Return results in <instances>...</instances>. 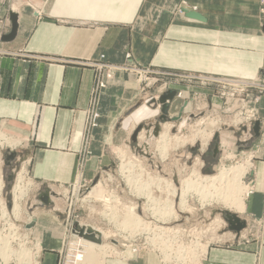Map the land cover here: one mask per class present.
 <instances>
[{"label": "crops", "instance_id": "1", "mask_svg": "<svg viewBox=\"0 0 264 264\" xmlns=\"http://www.w3.org/2000/svg\"><path fill=\"white\" fill-rule=\"evenodd\" d=\"M259 7V0H0V134L18 143L4 148L7 162L12 168L25 166L34 185L26 215L34 221L31 240L40 246L37 264L64 261L71 225L57 209L74 185L91 184L113 169L114 159L101 152V145L149 150L164 127L161 108L149 106L156 97L181 92L170 109L172 125L202 113L233 115L208 88L166 80L142 93L135 77L118 74L101 102L100 127L91 140L93 160L85 173L78 171L94 72L76 62L105 56L122 65L131 57L155 71L264 84ZM192 92L197 99H191ZM250 95L258 97L255 120L230 132L236 145L245 140L244 150L257 152L245 217L255 220L258 232L245 246L237 245L242 237L229 245L212 244L204 264H264V93ZM137 133L143 142L134 139ZM123 251L102 256L99 264H167L153 252L125 258ZM97 253L90 252L84 264Z\"/></svg>", "mask_w": 264, "mask_h": 264}, {"label": "rangeland", "instance_id": "2", "mask_svg": "<svg viewBox=\"0 0 264 264\" xmlns=\"http://www.w3.org/2000/svg\"><path fill=\"white\" fill-rule=\"evenodd\" d=\"M259 5H260V0H259ZM259 8L261 13L262 10L261 6ZM128 58L131 59L130 63H128ZM128 58L127 61L122 65L112 64L108 62L106 58L104 59V61L107 62L106 64L113 65L115 67L116 66L122 67L126 64L130 66V70L121 69L113 72L112 79H108L107 77L109 73L108 71L109 69H105V71L103 72H98L96 69L92 68L94 72V86L91 90L90 100H89L88 108L86 110V118L84 122V136L82 140V146L79 150L78 171H82L85 173V171L88 170L90 162H92L91 160H93L92 158L94 157V152H92L93 149L91 147V140H92V136H95L94 134L100 127V120L102 117L100 113L101 102L107 90L109 89L110 83H112L116 79V76L118 74H125L127 76L135 77L136 82L140 85V91L142 93H145L150 89H153L155 86L164 83V81L166 80H171L172 82L180 85H188L189 83L190 87L200 86L202 88H208L212 92L211 97L216 96L218 99L222 101L223 106L227 107V110L229 112H233V115L230 114L231 116H229V114H226L227 116L224 118H216L218 116L215 117L212 114L202 113V114H198L196 118L186 123L181 122L180 124L172 125L169 115L170 109L174 100L176 98H181L182 94L181 92H178L176 90L166 91L162 93L161 95L156 97L149 104V106L155 108H161L162 111V112L160 111L162 113L161 121H163V115H164L163 105L159 103V100L163 94H166L167 92H175L176 96L174 100L167 101V104H169V110L167 112V116L165 120L163 121L164 126L167 125L172 126L170 128L169 134L178 135L179 137H182L184 139L186 138L192 140H188L184 147L181 146L178 148L176 147L174 142H171L168 148V157L167 159H164L160 151L157 149L158 137L160 136V134L164 133L165 131V127H163V129L159 132L157 138L149 142V150L147 151H144L143 149L135 150L134 148L129 146H128L129 148H126L129 149V151L131 152L132 158L138 159L143 163L142 168L141 167H137V168L143 169L146 173H148L152 177L153 176L161 177L166 179L167 181L172 180L174 181L175 184L177 181L176 184L177 186H180L181 179H187L193 174V170H195V164L197 162H200L204 165L202 174L206 176L215 175L223 169H230L240 164L245 165L250 163L252 164V168L250 172L253 170L254 161L256 160L257 152L255 153L252 152V154H250L249 150H244L245 149L244 147H246L247 145V142L245 140L243 141L241 140V143L239 145L238 144L236 145L233 139L235 138V136H233L232 132H230V129H232V131H235L234 129L235 127L236 128L241 127V125L245 126L246 124H248L247 122L251 121L250 123H252L255 120L256 115L254 113L255 111L254 107L256 106V104H258V97L251 96L250 94L253 91L264 93L263 83L251 82V83H258V85L257 86L248 85L243 90L236 89V91H234L232 88H228L227 86L221 83L222 79H226V78H214V77L201 76V75L193 76L191 74L178 73V72L155 71L150 66L145 67L135 64L131 57ZM76 63L81 66H85L82 65V63H86V62L79 61ZM100 80L105 81L106 88L102 90H97L96 100L99 103L96 109L99 113V119H97V127L90 128L88 127V111L91 110V98H92L93 90L95 86L97 89ZM227 81H243V80L227 79ZM193 85H197V86H193ZM192 94L193 95L191 96V99L192 100L197 99L198 95L195 94L194 92H192ZM200 110L201 112H205L206 107L201 106ZM252 110H253L252 114L248 113L249 111ZM247 114H249L251 118H247L248 117ZM224 125H226V127L222 128V126ZM203 132H205V134L207 135L209 133H213V136H211V138L209 139V136L202 135ZM194 135L196 136L194 137ZM141 136L142 135L139 136V133H137L136 140L138 139L140 140V142H143L140 139ZM140 145L141 144L138 143V146ZM203 145L206 146L203 147ZM216 146H218L219 148V152L217 154H215L214 152ZM126 149L124 146H111L109 145V143H105L104 145H101V149H100L101 152L104 151L106 156L113 158L115 162V166L113 167L112 170L104 171L103 173L100 174V177H98V181H97V183L100 184V187L99 188L96 187L93 189L92 186L93 183H91L89 189L84 191L83 189L79 188L80 186L78 184H76L73 186L72 191H66V193L63 194L62 207L60 208L59 212L65 214L64 218L66 219V222L69 217V221H70L69 224L71 225V230H70L71 237L69 239H66V244L67 242L71 244V251L74 249L75 246H77L76 244L78 239V237H76L77 239L74 238L73 235L79 236L78 233H73L74 223L76 222L80 225L81 228L87 229L90 227L91 228L94 227L103 230L108 235L110 234V236H113L112 238H110V240H105L101 235L102 244L101 245L95 244L96 247L91 248L90 250V252H94V249L99 250V253H97V256L92 258V262H90V264H99L102 256L106 255V249L102 247L104 243H110V244L113 243L114 245H116V247L117 246L121 247L120 249L115 248V250L122 249V251L124 250L123 252H127V254L131 253L133 255L135 254L139 256L153 252L161 258L160 252L161 254L168 253L170 256L169 259L166 260L167 264H190V262H192L197 256L196 254H200V252L203 253L204 250L206 256L207 250L212 244H219L218 242H224L222 243V245L223 244L228 245L231 243V241L240 239L242 237L243 242L237 245L245 246L252 239L256 238V234L258 232L257 224H255V220L252 221L251 218L245 217V212L239 214L236 213L235 211L224 208L219 204L203 206L200 201V197L197 194L192 195L188 199V203L191 207H193L194 212L190 214L177 210L178 217L177 219H175V216H172L170 224L156 222L155 219L152 218L149 212L148 215H144L143 206H144V210H146V206H145L146 200L143 198H138L133 196L130 193L129 187L125 182L126 173L125 174L123 173V167L127 165L128 162L133 163L134 160L131 157L128 158L122 156V153L126 152ZM234 150L237 152L235 153ZM6 153L8 152H5L4 148L0 149V160H2L1 168L5 182L3 197L8 203H11L12 189L15 182L11 183L9 181L7 182V180L11 175H14L15 177V175L18 173V172L16 173L17 169L19 168L20 170L21 168L19 166H17L16 168H12L11 165L8 164L9 162H7ZM243 153L250 155H248L247 157ZM217 157H219L218 162L215 161ZM204 171H209L210 174L207 173L205 174ZM250 172H248L245 175L243 181L244 185L248 187V190L251 189V191L247 190L248 193L246 191L247 193L246 198L250 195V193H253L254 191V186L252 182L249 181ZM133 173L135 174V172ZM84 184L89 185L88 183H84ZM155 191L156 190H154V192ZM8 192L9 193L11 192L9 195L10 197L9 199H8ZM31 195H32V191L29 192L28 200L31 199L30 198ZM154 195L159 196L160 194L155 192ZM114 196L119 197V199L122 201L121 204H125V203L139 204L140 206L139 215H142L143 218L147 221V223L150 224L149 227H147L146 230L143 228H139L137 230L130 229V231H132L133 233L131 235L132 237L130 236L128 237L127 235H129L130 233H127L129 230L127 232L125 231L126 229H128L125 224H121L117 220H115V222H112L110 220V216L105 217V213L110 214L109 211H111L113 206L116 204L115 199L113 198ZM85 197H87V199L91 197L92 199H89L90 202H84L83 199ZM246 198H245V202H246ZM176 203H179V201L176 200ZM25 204H26V199L23 202L24 212L19 217L21 220L16 219L17 221L16 225L18 224L19 221L21 222V224H18L19 227L22 226V222H23V226L28 222L27 221L28 215L26 214L29 213L28 207L30 204L28 203H27L28 205ZM1 214L2 213L0 212V233L2 234V237H7L9 236L10 233L9 226L7 225L8 221L4 219ZM216 216L221 217L223 223L222 228L218 229V232H214V229L211 230L209 228V224H211L212 220ZM228 216L230 217L237 216L240 219V222L245 224L246 228H244L240 232L231 230L229 219L227 220ZM121 219L122 218H120V220ZM233 222L235 223L236 221L233 219ZM9 223H14V221L11 220V222ZM25 229L27 231V227ZM249 229H251V231H249ZM227 232L235 235L234 240H229V241L225 240L226 237H224L222 234ZM20 233L21 232H19V235L22 236L23 234ZM24 234L25 236L30 237L28 231L27 233L24 232ZM145 234L149 238L148 247L146 249L136 248L134 244H142L144 242ZM182 240L184 244L186 243H190V244L184 245L182 243ZM198 242L200 243L199 244L200 247L197 246ZM121 244L124 246H121ZM14 245H15L14 247L17 248V243ZM34 245H32V247L30 248L33 249L34 247L36 248V246ZM82 251H84V249H82ZM197 251L199 253H197ZM127 254L125 255V258L127 257ZM80 255H83V252ZM89 256H86V258H90ZM118 258L125 260L122 257H118ZM11 262L14 261L12 260ZM163 262H165V260H163ZM81 263H82V259L79 260L78 264ZM10 264H15V263H10ZM58 264H65V263L61 262ZM197 264H201L199 260Z\"/></svg>", "mask_w": 264, "mask_h": 264}, {"label": "bare ground", "instance_id": "3", "mask_svg": "<svg viewBox=\"0 0 264 264\" xmlns=\"http://www.w3.org/2000/svg\"><path fill=\"white\" fill-rule=\"evenodd\" d=\"M236 84L240 85L238 83ZM164 127H165L164 133L160 134L157 140L158 141L157 149L162 154V157L164 159H167L168 148L171 142H174V144L178 148L181 146L184 147L186 142L192 139H186V138L184 139L182 137H179L178 135H171L169 134V131L172 126L167 125ZM202 135L209 136L210 139L211 136H213V133H209L207 135L205 134V132H203ZM195 136L196 135H194V137ZM16 144L18 143L10 139L6 140L4 136L0 134V149L5 147H13ZM205 146L206 145H203V147ZM122 156L128 158L131 157V152L129 151V149H126V152H123ZM1 165H2V160H0V212L2 213L1 214L2 217L8 221L7 225L9 226L10 233L9 236L7 237H2V234L0 233V257L5 264H10V263L37 264L38 262L37 258L39 255L38 247L40 246L36 244L34 245L36 246V248L35 247L34 249L30 248L32 247L29 244L31 238L30 237L28 238L25 235H22L23 237L19 235L21 228L18 226V224H21L20 221H19L20 223L18 222V224L16 225L17 223L16 219L17 220L20 219L19 217L24 212L23 202L25 199L26 202L29 201L28 200L29 192L33 191L32 188L34 185H32V183L27 179V170L25 166H23L20 170L18 168L16 171V173L17 172L18 173L15 175L13 181L11 182V183L15 182L12 189V201H11L12 204L8 203L3 197L5 182H4V176L2 173ZM142 166L143 163L138 159H134L133 163L128 162L127 165L123 167V173L124 174L126 173L125 182L129 187L130 193L133 196L138 198H143L146 200V205H145L146 210H144V206H143V211H144L143 214L148 215L149 212L152 218H154L156 222L170 224L172 216H175V219H177L178 217L177 210L190 214L193 213L194 209L189 205L188 199L195 194L199 195L200 201L203 206L219 204L222 207L235 211L236 213L239 214L245 212L246 209L245 198L248 191H251V189L248 190V187L244 185L243 181L245 175L248 172H250L252 168V164L250 163L245 165L240 164L230 169H223L215 175L206 176L202 174L204 165L200 162H197L195 164V170H193V174L187 179H181L180 186L176 185L177 181L175 184L174 181L172 180L167 181L166 179L161 177H155V176L152 177L151 175L146 173L143 169H141ZM137 167H141V168L139 169ZM133 172H135V174ZM204 173L210 174L209 171H204ZM95 180L98 181V178ZM92 186L93 189L96 187L99 188L100 184L97 182L96 183L93 182ZM154 190H156L155 192L159 193L160 195L155 196ZM10 193L8 192V199L10 198L9 197ZM47 197L49 200L51 199L50 195ZM113 198L115 199L116 204L113 206L112 210L109 211L110 214L105 213V217L110 216V220L112 222H115V220H117L121 224H125L126 227L128 228L125 231L127 232L129 230L127 233H130L129 235H127L128 237L129 236L132 237L131 235L133 232L130 231V229L137 230L139 228H143L146 230L147 227H149L150 224L147 223V221L143 218L142 215H139L140 213L139 204L136 203L121 204L122 201L119 199V197L114 196ZM89 199L92 198L89 197L87 199V197H85L83 201L90 202ZM176 200H178L179 203H176ZM58 211H60V209H58ZM120 218H122L121 219L122 221L120 220ZM11 220L14 221V223H9L11 222ZM27 221L28 222L24 224V226L22 222V226L25 228L27 227V231H28V229L31 228V225L34 222L32 215H28ZM74 224H75L74 227L77 225L80 230L83 229L85 232H87V230L89 229V228L87 229L81 228L77 222ZM222 226H223L222 219L219 216H216L212 220L211 224H209V228L211 230L214 229V232H218V229L222 228ZM90 229L94 231V235H96V238L99 240L101 239V235L105 240H110V238L113 237L110 236V234L108 235L106 232H104L101 229L94 227L92 228L90 227ZM73 233H74V229H73ZM222 235L226 237L225 240L227 241L234 240L235 238V235H233L232 233L230 234L229 232L223 233ZM73 237L74 238L78 237V239L76 238L77 246L78 245L83 246L84 249V251H82L83 255L78 256L79 260L82 259L81 264H83L86 256H89L91 248H95L96 247L95 244L97 243L86 240L85 238L77 235H73ZM16 243H17V248L14 247L15 246L14 244ZM101 244H102V240H101ZM101 244H97V245H101ZM199 244L200 243L198 242L197 243L198 247H200ZM121 246L124 245L121 244ZM102 247L106 249L107 256L111 254H115L116 253L115 251H117L115 250V248L118 249L121 248L120 246L116 247V245H114L113 243L112 244L104 243ZM197 253L199 252L197 251ZM126 254L127 252L124 253V255ZM203 254L205 256V250L203 251ZM160 255L161 258L163 257V260H165V263H167L166 260L169 259L170 255L168 253L161 254V252ZM196 255L197 256L192 262H190V264L198 263L199 254ZM202 257L203 255H200L199 259ZM12 260L14 262H11Z\"/></svg>", "mask_w": 264, "mask_h": 264}, {"label": "built area", "instance_id": "4", "mask_svg": "<svg viewBox=\"0 0 264 264\" xmlns=\"http://www.w3.org/2000/svg\"><path fill=\"white\" fill-rule=\"evenodd\" d=\"M260 6L262 8V10H261V14H262L261 25H262V30H263V33H264V0H260ZM0 55H3V54H1V52H0ZM104 59H105L104 56H102L101 59L96 61V62L88 61L86 63H82V65H85L87 67H91L93 69H96L98 72H103V71H105V69H109L108 70L109 73L107 75L108 79H112L113 78V72H115V71H118V70H121V69L122 70H130V66L127 65V64L122 66V67H117V66L115 67L113 65L106 64L107 62H105ZM130 62H131V59L128 58V63H130ZM215 80H217V79H215ZM221 83L223 85L227 86L228 88H232L234 91H236V89L243 90L248 85H252V86H257L258 85V83H251V82H247V81H227V79H222ZM236 83H238L240 85H237ZM105 88H106L105 81L104 80H100L99 83H98L97 89H96V86H95V88L93 90L92 98H91V110L88 111V127H90V128L97 127V119H99V113H98V111L96 109L97 105L99 103L96 100L97 90H102V89H105ZM89 186H90V184L89 185L81 184V186L79 188L83 189L85 191V190L89 189ZM69 222L70 221H69V217H68L67 223L69 224ZM20 228H21V230H20L21 234L25 235L24 232L27 233L25 227L21 226ZM28 238H29V236H28ZM36 243H39V242L32 241V240L30 241V245L31 246L36 244ZM148 243H149V238L145 234L144 242L142 244H134V246L136 248L146 249L148 247ZM182 243L184 244L183 240H182ZM218 243L222 244L224 242H218ZM189 244L190 243H186L184 245H189ZM82 249H83V246L82 245H78V246H75L74 249L71 251V244H69L67 242V244H66V254L64 256L63 263H65V264H67V263H69V264H78V262H79L78 256L82 253ZM200 255H203V257L198 259V260H199V262L201 264H204V261L206 260V256L204 257V254L202 252H200V254L198 256H200ZM0 264H3V263L0 262Z\"/></svg>", "mask_w": 264, "mask_h": 264}, {"label": "water", "instance_id": "5", "mask_svg": "<svg viewBox=\"0 0 264 264\" xmlns=\"http://www.w3.org/2000/svg\"><path fill=\"white\" fill-rule=\"evenodd\" d=\"M16 30H17V23H16V17L13 16V34H16ZM176 96L175 92H167L166 94H163L159 100V103H161L163 105V121L165 120L166 116H167V112L169 109V104H167V101H173L174 98ZM259 124L255 125V129L254 132L259 135ZM137 137V134L134 136V139ZM215 154H217L219 152V148L218 146L215 147ZM14 179V175L9 176L8 181L12 182ZM97 180L94 181V183H96ZM48 195H45V200H47V202L49 201ZM227 219H229V223L231 225L230 229L234 230L236 232H240L241 230H243L245 228V224L241 223L239 218H237L236 216L230 217L228 216ZM233 219L236 221L235 223L233 222ZM238 224V225H235ZM75 225V224H74ZM74 233H78L80 237L85 238L86 240L92 241V242H96L97 244H101V239H97L96 235H94V231L92 229H88L87 232H85L83 229H79V227L76 225L74 227Z\"/></svg>", "mask_w": 264, "mask_h": 264}]
</instances>
